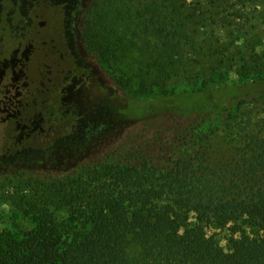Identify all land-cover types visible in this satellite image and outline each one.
Here are the masks:
<instances>
[{"label": "trees", "instance_id": "1", "mask_svg": "<svg viewBox=\"0 0 264 264\" xmlns=\"http://www.w3.org/2000/svg\"><path fill=\"white\" fill-rule=\"evenodd\" d=\"M204 4L81 0L82 51L127 95L140 126L108 147L79 151L64 168L0 167V200L34 223L24 231L0 226V264H264V59L251 47L241 80L144 97L153 86L188 79L197 58L213 51L193 36L197 28L216 15L233 23V0ZM223 47L212 52L218 65L228 62ZM28 107L16 112L26 116ZM53 113L60 117L41 105L38 133L22 127L23 117L3 127L0 153L25 148L11 149L31 134L44 137ZM215 138L233 143L230 160L210 154ZM237 221L254 235L235 226L227 248L208 235V224Z\"/></svg>", "mask_w": 264, "mask_h": 264}, {"label": "rangeland", "instance_id": "2", "mask_svg": "<svg viewBox=\"0 0 264 264\" xmlns=\"http://www.w3.org/2000/svg\"><path fill=\"white\" fill-rule=\"evenodd\" d=\"M80 3L81 0H0V135L3 127H17L21 117L22 127L38 133L35 126L43 119L39 116L41 112L39 115L36 113L41 105L48 111L56 108L60 115L53 113L49 122L51 129L44 137L30 133L31 136L11 147L25 148L0 153V167L28 163L64 168L72 164L79 151L84 152L91 145L97 147L101 143L108 147L129 127L140 126V117L128 112L130 100L127 95L113 85L100 67L82 51L77 39ZM187 3L194 9H206V0H187ZM61 8L64 9L63 18H53L55 10L60 12ZM229 11L233 13V23L231 18L222 19L216 15L207 21L206 26L193 32L199 43L210 46L213 51L217 47H227L228 62L218 65L221 56H214L213 51H209L208 56L197 58L195 73L188 79L169 80L160 87L161 90L153 86L145 93L146 99L192 89L204 83L210 85L222 79L241 80L243 65L247 64L241 59L251 47L264 59V0H256L246 6L233 0V11L232 8ZM205 15L210 13L206 11ZM61 23L64 25L62 32L59 31L57 36L53 32L50 35L49 30L61 28ZM28 27L32 29L27 30ZM10 48H13L10 55L2 52ZM25 57L30 78L24 76L25 73L8 71L9 68L5 67L7 63L19 66ZM32 98L35 102H31ZM19 105L30 106L26 116L16 112ZM230 142L224 138L212 140L210 154L215 160L228 161L233 157V143ZM33 225V221L19 213L11 201L0 200L1 227L24 231ZM235 226L241 227V233H255L254 227L237 221L225 228L208 224V235L227 248Z\"/></svg>", "mask_w": 264, "mask_h": 264}, {"label": "flooded vegetation", "instance_id": "3", "mask_svg": "<svg viewBox=\"0 0 264 264\" xmlns=\"http://www.w3.org/2000/svg\"><path fill=\"white\" fill-rule=\"evenodd\" d=\"M64 11V9L63 8H61V11L59 12L57 9L55 10V13H54V15H53V18L55 17L56 19H58V18H60V19H62L63 18V15H62V12ZM39 18V17H38ZM34 19L35 20H37V17L35 16L34 17ZM55 19V20H56ZM35 22V21H34ZM61 22H62V20H61ZM38 24H40V21L38 22ZM63 24L61 23V28H59V27H55V28H53V29H50L49 30V32H50V35H53L52 34V32L54 33V36H57V34L59 33V31L60 32H62L61 30H63L64 28H63V26H62ZM5 50V49H4ZM26 59H27V57H25L24 58V62L23 63H20V65L19 66H15V64L14 63H7V65H5V67H7V68H9L8 69V71L10 70H18V71H20V73H25L24 74V76L26 75V72H24V69H25V67H26ZM15 67V68H14ZM14 68V69H13Z\"/></svg>", "mask_w": 264, "mask_h": 264}]
</instances>
